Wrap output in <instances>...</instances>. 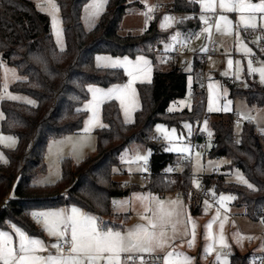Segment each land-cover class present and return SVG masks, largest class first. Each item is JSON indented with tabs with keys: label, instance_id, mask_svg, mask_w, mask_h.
Masks as SVG:
<instances>
[{
	"label": "trees",
	"instance_id": "1",
	"mask_svg": "<svg viewBox=\"0 0 264 264\" xmlns=\"http://www.w3.org/2000/svg\"><path fill=\"white\" fill-rule=\"evenodd\" d=\"M56 1L64 26V50L57 48L49 16L38 10L31 0H0L1 59L16 67L22 77L10 89L36 101L35 105L1 101V129L17 137L18 145L6 150L8 161L0 163V228L15 224L30 235H41L32 219L33 211L74 205L99 218L109 217L106 222L99 221L102 227L123 230L129 223V214L115 213L113 200L127 197L140 187L123 184L114 180L113 175L115 168L121 169V156L132 144L138 143L151 150L148 163L151 176L143 190L164 194L177 189L181 181L186 186L191 183L187 162L167 152L161 143L152 141V130L156 124L181 128L183 121L194 125L205 113L204 105L198 103L191 111H167L172 101L186 95L189 75L186 66L156 69L152 83L138 86L141 108L131 124L123 121L117 102H106L102 114L108 127L96 130V154L77 165L65 159L62 162V179L57 184L40 186L33 180L47 170L48 142L81 130L87 113L80 107L89 98L88 86L107 87L124 80L120 69L97 68L95 55L106 53L133 57L143 53L150 55L154 62L161 61L152 54L153 47L171 38L177 29L185 34L196 32L200 27V10L187 0H174L172 12L193 14L196 18L176 25L171 32H164L158 28L159 17L155 16L143 34L122 35L121 22L131 5L128 0H110L100 21L90 31L85 30L81 21L83 8L89 0ZM262 42L264 44V33ZM255 53V57L264 60V52L257 50ZM203 61L196 55L191 67L196 100ZM247 83L246 87V84L242 86L239 82L230 81L231 97L245 98L251 105L264 107V85L257 82L256 76H247ZM1 88L0 70V91ZM213 118L210 122V149L205 154L211 158H227L229 168L240 169L255 185V190L229 184L223 175L217 177L214 184L219 190L233 192L235 205L243 206L248 217L264 220V133L257 137L253 125L245 123L237 138L234 115L219 114ZM177 164L184 165L185 169L175 174L166 172L168 167ZM212 178L213 175L206 177V182L210 184ZM189 208L195 215L201 213L200 205L193 199ZM121 220L125 224H121ZM251 262L249 253H237L231 259V264Z\"/></svg>",
	"mask_w": 264,
	"mask_h": 264
},
{
	"label": "rangeland",
	"instance_id": "2",
	"mask_svg": "<svg viewBox=\"0 0 264 264\" xmlns=\"http://www.w3.org/2000/svg\"><path fill=\"white\" fill-rule=\"evenodd\" d=\"M31 1L36 5L38 10H40L41 8L45 9L44 11H41V10L40 11L45 13L50 18L52 35L56 42L57 48L59 50H64L66 47V39H65V34H64V26H63L62 17H61V11H60L57 1L55 0V3L57 7L59 8V12L55 13V15L57 16V24L55 27L53 26L52 16L49 15L52 9L47 5L46 0H31ZM109 1L110 0H108V3ZM173 1L174 0H144V3H141V2H138V0H128V3L131 5L128 8L127 13L124 15L122 19L120 33L122 35H127V34L141 35L145 32V30L149 26L150 21L155 16L159 17L158 23H157L158 28L164 32H171L172 30L176 28V25H174L172 28H169L167 30L160 28L159 25L163 22V18L166 15H174L177 19H180L181 15L175 14L171 10V4ZM90 2L91 0H89L86 4ZM256 2H259V0H256ZM108 3L102 5L101 10H100V15L95 20L90 19L88 16V13L85 11V7L83 8L81 21L86 31L92 30L98 24V22L101 19V16L107 9ZM136 4H140L141 6H138ZM148 7L153 8V12L150 14L147 13ZM217 13L218 15L221 14L219 12V9H217ZM200 14L201 13H199V15ZM223 14L228 15L229 18L233 21V26L227 32L223 29V26L221 28V31H217L214 25L212 28L210 37L207 34L201 35L199 36V38H197L196 36H191V38L188 39L187 42H185L188 46L189 52L195 55H199L204 60L202 74L200 70L201 79L205 86V89H204L205 92L202 95V98L204 100L203 104L197 102V100H199V97L196 100L195 97L193 96L195 77L191 72L192 71L191 67L193 65V60H192L191 63H189L186 66V70L189 72L188 77H191V83H188V80H187L186 95L183 98L172 101L169 105V107H171L173 106V104H176L177 107L179 108L180 107L179 101L181 100H188L191 103V108L196 103H198V105H204L205 112L210 115V118L203 121L200 129L206 135L207 146L205 148H198V147L193 146L191 143V140L196 130V122L194 125H192L191 123L187 121H183L181 123V128H178L177 126H169L165 123H158L154 126L152 130L153 136L155 138H159L162 141L161 144L163 145L164 149L168 147H172L173 143H176L177 146H180L181 144H188L191 147V151L189 153L169 152V153L174 154L178 159L184 160L189 165L190 176H191L190 185L186 186V184H184L183 181H181L180 185L177 188L185 189V191L187 192V203L188 204L190 200L193 199L198 205H200V209H201V213L196 214V215L193 214L189 209H187L188 210L187 216H190L192 221L196 225V230H195L196 235H195V240L193 241L192 246L189 247L187 244V240L191 239V226L188 225V223L186 224L187 217H184L183 219H184V226H186V231L188 234L183 236L181 233L176 238V241H175L174 250L176 252H182L184 253V255L191 257L192 260L190 261V264H225L223 257L221 256V253L227 249H221L218 243L220 235H221V229L219 227L221 222L224 223V228L222 230L223 237L229 244L230 250L233 253V255L229 257L226 264H231L232 257L237 253H240V254L249 253L252 261L256 258H259L260 256L264 254V220L263 219L254 220L248 217L245 214V210L243 206L235 205L236 198L230 201H223V202L218 203L221 195L234 196V197L236 196L231 191L219 190L214 184V182L216 181L217 177H220L221 175H223L225 178V182L229 184L242 186L248 190H255V185L248 179V177L240 169L234 168V167L229 168L230 161L227 158H211L210 156L205 154V151L210 149V142L212 139V135L211 136L208 135V132L212 133L211 128H210V122L214 119L213 117H215L216 115H219V114H223L226 116L234 115V133L237 138L240 136V133L245 123H249L253 125L256 131L261 130L264 133V107H260L257 105H251L248 103V101L245 98H241V97L232 98L231 93H230V87H229L230 81L248 84L247 76L249 75L247 74V70H248V60L249 59L253 61L252 67L257 68V69L264 67V60H262L260 57H255V54H256L255 52L257 50L261 51L262 53L264 52V44L262 42L264 28L258 27L255 30L249 29L247 31H245L242 28L236 29L235 23L237 21L238 14H235V13H223ZM188 15H193V14H188ZM208 15H212V14L209 13ZM149 16H151L152 19H149ZM201 27L202 26H200L196 31H198ZM58 29L62 30V35L60 36L59 43H57V35H56V32ZM177 31L181 33V36L183 37V39L189 35L188 33L185 34L179 29H177L174 32V35L176 34ZM237 31L240 32V38L244 41V43H246L248 47L252 48L253 55L245 56L242 51L240 52L237 51V47H238V40L236 36ZM212 38L215 39L216 41V49L213 51V53L208 54V51L207 52L201 51L203 48L208 49V42ZM165 41L166 40H163L161 42H165ZM240 47L242 48L243 46L240 45ZM99 55H110V54L100 53ZM110 56H112L113 58L120 57L121 59L124 57V56H113V55H110ZM136 56H145L146 58L150 60L151 67H152V74L150 77L151 83L153 81L154 72L156 69L167 70L168 68V66L161 63V61L154 62L152 57L148 54L141 53L133 57L131 56H128V57L134 60ZM229 58L233 59L234 61L233 72H235L237 68V65L235 64V62L240 61L239 67L244 69V71L241 73L240 80H236L234 78L233 72H229L228 77H224L222 75V73L228 70L227 60ZM94 61H95V58H94ZM0 70H1V81H2L0 97L7 95V93L5 92V85H7V91L11 92L13 95H16L18 97V99L15 100L16 102L25 103L26 100L35 101L32 97L28 95L21 94V93H15L11 91L10 89L11 85L16 83L18 80L22 79V77L19 75L16 67L10 66L2 61L1 55H0ZM254 76H256L257 82L261 84L259 81V73L257 72L250 77H254ZM127 80H128V77L124 74V80L118 84L126 83ZM199 83H202L200 79L197 85ZM209 83L218 84V87L213 91V94L220 93V100L216 106L223 109L226 103V100H231L232 103L229 105L231 109L230 111L228 112H225L223 110L219 112H208L207 111L209 95H210L209 89H208ZM143 84H150V83H143ZM91 85L99 86L96 84H91ZM114 85H117V84H113L107 87H103V86H99V87H103L107 89ZM139 85H141V83H137L134 86L136 89V93H137L138 103L135 106L136 110L135 111L130 110L129 112V118L132 121L131 123L135 121L136 113L141 108V99H140L139 89H138ZM91 99H92V96H91V93H89V98L82 104L80 109L84 110ZM2 100H7V99H0V105H1ZM111 101L117 102L120 112H121L122 119L125 122V116H124L123 110L120 107V102L118 100H111ZM35 104H36V101H35ZM103 105H101V109H100V120H101V123L105 124L103 121V114H102ZM184 110H188V109L185 108ZM85 112L87 113V116L84 119L83 126L79 132L67 134L63 136H58V137L52 138L48 142L47 153H46L47 170L45 173L40 174L38 177H36L33 180V182L36 185L47 186V185H54V184L59 183L62 179V162L65 159H70L73 164L77 165V164L82 163L87 157L96 154L97 149H98V137L96 134V130L100 128L98 127L90 128L87 133L83 131L85 127V121L91 115L90 112L88 111H85ZM174 112H180V111H174ZM0 113H2L1 106H0ZM2 119H3V116L2 118H0V135H3L5 137L7 136L15 137L12 134H8L2 131L1 129ZM205 121H207V130H204ZM131 123H127V124H131ZM185 123H189L192 125L191 134H189L188 129L183 127ZM157 125L164 126L169 132L171 131L173 127L176 128L177 131L173 135V140L168 141L166 139H163L161 134L157 133L156 131ZM180 136L183 137V141L178 142L177 137H180ZM9 143L11 142L7 140L4 141V143H0V163L5 164V160L8 161L5 151L11 150L17 147L18 145L17 137H15V143H13L11 147H6L5 145ZM196 152H200L201 155L197 157L195 155ZM138 155L148 156V161L146 163L148 164L150 160V156H151V150L148 147L138 144V143L132 144L121 156V163H122L121 169L119 168L114 169V175H113L114 180L121 181L122 183H125V184L126 183L133 184L134 186L142 188V189L139 188V189L133 190L127 197L115 199V200L129 201L126 207L116 208L117 209L116 211H118V213L129 214V218H130L129 223L125 225L126 229L124 231H121L122 234H127L129 231L138 232L141 227H147L148 220L145 219L146 214H145L144 207H151L153 208L154 211L157 208L154 200L149 201L147 199H144V200L136 199L138 195L147 196L149 194H152L154 196L153 192L150 190L143 191V187L146 186V183L139 178L138 174L143 172L141 171V169L143 168V165L145 163L142 161L136 160V157ZM176 167L178 170H176L173 174L181 172L185 169V166L180 165V164H177ZM166 172L168 171L166 170ZM237 172L242 174L244 178L247 179L253 185V188L249 189L246 185L238 183L236 179ZM200 175L204 177L205 189L209 192L210 194L209 197H203L201 194H199L198 191L201 187L196 188L193 184V179L199 177ZM211 175H213V178H212L213 180H211L210 184H208L206 182V177H209ZM172 176L174 177V175ZM200 183L202 186L203 183L201 181ZM213 193H215V195H213ZM172 196H173L172 192L167 193L165 201L173 200L174 197ZM169 198H172V199H169ZM179 200L181 201V199ZM204 201H208L211 207H207L204 204ZM73 206L74 205L62 206V207H57V208H48L42 211H52V210H60V209L70 210L71 207ZM78 208L89 215L95 216L97 220L99 219L102 222H106L107 220H109V217L99 218L98 216L90 212H87L86 210L80 207ZM188 208H189V205H188ZM217 212H219V219H217ZM147 215L151 217L154 215V213L150 212V213H147ZM155 222L158 224V227L154 231L157 232L158 234L161 230L165 231L168 237L169 236L172 237L171 236L172 233L175 235L178 234V230L175 229V232L173 231L171 222L165 224L163 229L159 227L158 219H156ZM120 223L125 224L124 220H121ZM209 223L212 224L211 229H208L207 227ZM34 224H35L36 229H38L42 233L41 235H30L22 227L20 228L22 231H25L26 234H28L31 238L42 239L45 242V244L48 246L47 252H42L38 254L44 255V256H47L49 254H52V255L58 254L57 250L51 247L52 244L58 243L57 238L49 237L47 233L43 231L41 224L37 222H34ZM0 230L11 232L12 228L11 226H9L8 228H0ZM150 230L152 229H149V231ZM13 236H14V246H18V243H19L18 238L15 237L14 234ZM180 236L182 238L185 237V239H182ZM209 236L215 238L217 242L214 243L212 239H208ZM249 237H251V239H248ZM209 245H212L214 248V251L211 253L207 251ZM168 250H173V249L169 248ZM126 255L128 254L122 253L121 258ZM139 255H144L145 258H147L146 254L144 253H140ZM218 256L221 257L219 261H217ZM173 259H176V258L174 257ZM0 264H2V262H0ZM100 264H104V261H101ZM177 264H183L182 257L177 261Z\"/></svg>",
	"mask_w": 264,
	"mask_h": 264
},
{
	"label": "snow or ice",
	"instance_id": "3",
	"mask_svg": "<svg viewBox=\"0 0 264 264\" xmlns=\"http://www.w3.org/2000/svg\"><path fill=\"white\" fill-rule=\"evenodd\" d=\"M138 2L144 3V0H138ZM188 3L199 6L200 15L198 20L202 27L196 31L191 32L183 41L180 40L181 33L176 32L175 35L171 36V40L177 43L187 42L191 36H199L207 34L211 36L213 24V15L216 14L217 9L221 14L215 16V28L217 31L223 29L227 32L232 26L233 21L228 15L223 13H235L238 14L237 21L235 23L236 29H244L245 31L251 29L255 30L258 27L264 28V0H187ZM47 5L52 9L49 15L52 16L53 26L57 24V16L55 13L59 12L55 0H46ZM108 0H91L90 3L86 4L85 11L88 13L90 19L95 20L100 15V10L102 5L107 4ZM44 11V8L40 9ZM153 8L148 7L147 13H152ZM196 18L193 15H185L180 19H177L174 15H166L163 18V22L159 25L162 29L172 28L174 25L183 24L186 20ZM149 19H152L149 16ZM259 21V23H258ZM57 43L60 42V36L62 35V30H57ZM238 47L237 51H242L245 56L253 55L252 48L248 47L246 43L240 38V32H236ZM240 45L243 47L241 48ZM170 47L166 45V48ZM201 51L207 52V48H203ZM95 62L97 68L103 69H122L124 74L128 77L126 83L117 84L111 86L107 89L99 86L89 85L87 91L91 93L92 99L89 101L88 105L85 107V111L91 113L89 118L85 121V127L83 131L87 133L90 128H106L107 125L101 123L100 120V109L101 105L105 102L111 100H118L120 102V107L124 112L125 123H131L129 118V112L135 111L136 104L138 103L137 93L135 85L137 83H151L152 67L151 62L145 56H136L135 59H130L125 55L122 59L120 57L113 58L110 55H96ZM253 61L248 60V70L247 74L252 76L255 73H259V81L264 85V67L259 69L252 67ZM235 64L237 68L233 72V59L229 58L227 60L228 70L222 73L224 77L229 76V72H233V76L236 80L241 79V73L244 71L243 68L239 67L240 61H236ZM14 71V70H13ZM188 83H191V77H188ZM247 87V84L245 85ZM218 87V84L209 83V101H208V112H219L221 110L228 112L230 111L229 105L232 103L231 100H226L223 109L217 107L216 105L220 100V93L213 94V91ZM6 96L0 97V99H7L15 101L18 99L16 95L7 91V85H5ZM27 104H35L33 100H26ZM180 107L178 108L176 104L167 109L168 112L183 111L187 108L191 111V103L188 100L179 101ZM3 113H0V118H2ZM204 130H207V121L204 122ZM184 128L188 129L189 134L192 132V125L185 123ZM157 133H160L163 139L168 141L173 140V135L176 133V128H172L169 132L164 126H156ZM211 136L212 133L208 132ZM9 141L11 143L6 144V147H11L15 143V137L0 135V143L4 141ZM177 141H183V137H177ZM236 143H240L237 141ZM167 152L176 153H189L191 147L188 144H181L177 146L173 143L172 147L165 149ZM195 155L199 157L200 152H196ZM137 161H142L145 164L148 161V156L138 155L136 157ZM7 163V160H5ZM143 172H147L148 168L144 167L141 169ZM168 172H172V168L167 169ZM236 179L238 183L246 185L249 189L253 188V185L244 178L242 174L237 172ZM193 184L196 188L201 187V183L197 179H193ZM191 195V194H189ZM215 195V193H213ZM234 196H220L219 202L230 201L235 199ZM136 199L149 201L155 200L156 210L154 211L151 207L145 208V219L148 220L147 227H141L137 231H129L127 234H122L121 231L113 230L112 228H104L95 216L89 215L83 212L78 207H71L70 210L60 209L52 211H33L31 213L32 218L39 224L42 225L43 231L47 233L49 237H55L58 243L51 245L52 248L57 250L56 255L49 254L47 256L39 255L38 253L47 252L48 246L42 239L31 238L25 231H22L20 227L15 224L11 225L12 231L0 230V262L2 264H100L104 261V264H122L121 254H128L124 260L123 264H154V262H148L144 254L158 253L156 259L161 261L162 264H177V261L182 257L183 264H190L192 260L191 257L184 255L182 252H176L175 248V236L168 237L165 231L161 230L157 234L154 230L157 229L158 224L155 222L156 219L159 220V227L164 228L165 224L171 222L173 231L175 232L176 225L184 222L185 212L182 201L170 200L165 201L158 196H153L149 194L147 196H137ZM129 201L127 200H113V205L116 207H126ZM168 205V210L165 211V205ZM207 207H211L208 201H204ZM154 213L153 216L149 217L147 213ZM217 219H219V212H217ZM187 223L191 226V239L187 240L189 247L192 246L196 235V225L192 221L190 216H187ZM208 229L212 228V224L207 225ZM221 229V235L219 238V245L221 249H227L221 253L223 260L226 264L229 257L233 255L230 250V246L223 237L224 223L221 222L219 225ZM152 229L153 231H149ZM18 238V246H14V236ZM187 231L185 235H187ZM208 239H212L214 243L217 241L215 238L209 236ZM248 239H251L249 237ZM65 247H67V254H65ZM172 248L173 250H168ZM207 251L209 253L214 251L212 245H209ZM176 259H173V258ZM221 259L220 256L217 257V261Z\"/></svg>",
	"mask_w": 264,
	"mask_h": 264
},
{
	"label": "built area",
	"instance_id": "4",
	"mask_svg": "<svg viewBox=\"0 0 264 264\" xmlns=\"http://www.w3.org/2000/svg\"><path fill=\"white\" fill-rule=\"evenodd\" d=\"M212 15H213L212 24L214 26L215 25V16L218 15V13L212 14ZM200 26H202V25L200 24ZM180 40L181 41L184 40L182 36L180 37ZM166 45L170 46V47L166 48ZM215 49H216V41H215V39L212 38L208 42V54H212ZM152 54L155 57H159L161 59V61L163 62V64L166 66H173V65H175V66H187L189 63H191L192 60H193V64H194V60H195V56H196L195 54H192L191 52H189L188 46L185 42L177 43L176 41L171 40V38H169L165 42L159 43L156 46H154L152 49ZM200 70H201V74H202L203 67ZM201 74L199 75V79L201 80L202 83H199L197 85V91L199 93V96H198L199 100H197V102L203 104L204 100L202 98V95L205 92V90H204L205 86H204V83L201 79ZM240 85H242V84H240ZM209 118H210V115L205 112L202 115V117L196 121V130H195V133H194L193 138L191 140V143L193 146L198 147V148H205L207 146L206 135H205V133H203L201 131L200 128H201L203 121L206 119H209ZM261 134H263V133L260 130L256 131L257 137H260ZM152 141L155 143H162V141L160 139L155 138V137L152 138ZM176 166L177 165L171 167L173 169L172 172H175L176 170H178ZM144 167H147L148 171L147 172H141L138 175H139V178L146 183L149 181L150 176H151V166L149 164H144L143 168ZM195 179H197L203 183V185L199 189L198 193L201 194L203 197H209L210 194L205 189L204 177L200 175L199 177H197ZM174 193L177 196L181 197L185 202H187V192L185 191V189L177 188L174 190ZM33 221L36 222L34 219H33ZM225 251H227V250H225ZM65 253H67V247H65ZM126 256L121 258L122 264H123V260ZM137 264H138V262H137ZM251 264H264V255L260 256L259 258L254 259L251 262Z\"/></svg>",
	"mask_w": 264,
	"mask_h": 264
},
{
	"label": "crops",
	"instance_id": "5",
	"mask_svg": "<svg viewBox=\"0 0 264 264\" xmlns=\"http://www.w3.org/2000/svg\"><path fill=\"white\" fill-rule=\"evenodd\" d=\"M175 14H177V13H175ZM181 16H180V18L181 17H184L185 15H188V14H180ZM240 84H242V85H244L243 83H240ZM261 131V130H260ZM262 133H263V131H261ZM159 139V138H158ZM121 182V181H120ZM123 184H125V183H123ZM126 184H129V183H126ZM144 191V190H143ZM167 193H169V192H166V193H164V194H159V193H156V192H153V194H154V196H158V197H160L161 199H163V200H166V194ZM172 194H173V196L172 197H174V199L173 200H175V199H181V201H182V204H183V207H184V212H185V217H187V212H188V210L187 209H189L190 210V208H188V203L187 202H185L181 197H179V196H177L175 193H174V191H172ZM169 199H172V198H169ZM155 201V200H154ZM117 207L116 206H114L113 207V210H114V212L115 213H118V211H116L117 209H116ZM144 208H146V207H144ZM165 210H168V206L166 205L165 206ZM201 210V209H200ZM88 212V211H87ZM93 214V213H92ZM118 214H120V213H118ZM95 215V214H94ZM99 220V219H98ZM100 221V220H99ZM98 221V223H100ZM186 224H187V221H186ZM189 225V224H188ZM189 228V227H188ZM126 229V227L123 229V230H116V231H124ZM176 230H178V234L177 235H175V234H171V236H173V235H175V241H176V238L182 233V235L184 236L185 235V231H186V226H184V222L183 223H179V224H177L176 225V228H175ZM150 231H152V230H150ZM157 233V232H156ZM158 234V233H157ZM181 235V236H182ZM180 236V237H181ZM170 237V236H169ZM182 238V237H181ZM182 239H185V237L184 238H182ZM65 254H67V253H65ZM158 255V253H153V254H151V255H149V254H146V256H147V258H145L146 259V261H148V262H154V264H162L161 263V261H159V260H157L156 259V256Z\"/></svg>",
	"mask_w": 264,
	"mask_h": 264
}]
</instances>
